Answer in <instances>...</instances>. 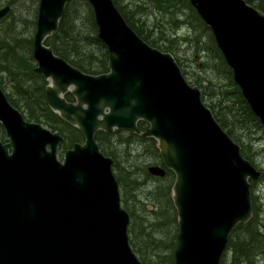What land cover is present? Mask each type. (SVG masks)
<instances>
[{
	"label": "water",
	"instance_id": "obj_1",
	"mask_svg": "<svg viewBox=\"0 0 264 264\" xmlns=\"http://www.w3.org/2000/svg\"><path fill=\"white\" fill-rule=\"evenodd\" d=\"M66 1L37 0L31 55L46 105L82 140L57 158L59 131L26 119L0 87V264H142L128 242L112 158L93 137L122 127L154 138L161 165L148 164V173L173 174L172 264H220L230 230L251 215L249 186L262 171L172 54L142 39L112 0H87L106 48L105 71H83L54 53L44 38ZM187 1L264 128V12L245 0ZM7 9L0 7V17Z\"/></svg>",
	"mask_w": 264,
	"mask_h": 264
},
{
	"label": "trees",
	"instance_id": "obj_2",
	"mask_svg": "<svg viewBox=\"0 0 264 264\" xmlns=\"http://www.w3.org/2000/svg\"><path fill=\"white\" fill-rule=\"evenodd\" d=\"M112 1L127 24L142 39L163 50L171 46L172 40L168 37L169 34L175 32L176 28L183 23L182 19H178L182 15V11L185 9L190 11L193 16L190 19L194 23L195 36L190 46V49L194 51L192 58L194 56L195 59L197 53H201L205 49L204 47L211 48L213 53L212 62L206 63V67H209L208 74L204 78L207 85L202 83L198 85L201 98L210 108L219 125L238 143L242 155L248 158L245 144L251 141L255 127H259L261 124L252 114L233 82L230 69L216 47L209 28L198 17L189 2L187 0ZM245 1L252 2L254 7L264 12V0ZM2 4H9L10 8L0 17V87L3 90L6 80H8L12 88L11 93L4 91L8 101L18 108L26 119L38 121L50 129H57L62 135L61 142L66 140L70 146L73 141H79L82 134L76 127L68 124L49 109L43 90L45 80L33 70L34 61L31 56V47L37 0H0V5ZM200 27H203V32ZM44 42L51 46L53 52L83 71L98 73L106 70V48L96 36V23L92 8L87 0H67L56 28L45 38ZM196 64L200 67L204 66L200 62ZM2 73L7 78L4 81ZM206 87H209L207 91ZM65 96L69 98L68 93H65ZM2 135L3 131L0 126V138ZM93 137L99 149L104 154L110 155L113 160L112 171L118 185L122 188L119 201L129 216L127 234L131 248L142 264H172V238L166 244L160 239L154 238L155 235L151 232L144 242L146 254H142L135 244L133 226L136 224L137 218L126 204L125 182L114 169L117 155L113 147L116 143L122 145L128 143V133L119 129L111 132H103L98 129L93 133ZM114 137L115 139H113ZM148 147L145 153H148L151 158L155 157L154 146L150 144ZM143 156L138 152L135 155V158H140L141 165L148 160H143ZM249 161L251 162L250 159ZM252 164L255 166L254 163ZM142 171L146 172L145 169ZM165 176L169 177V181L162 185L161 190L167 191L170 198V188L168 192L170 176L169 174ZM135 178L131 177V180H134L133 186L139 183ZM168 201L170 202L171 199ZM255 211L256 205L252 201L250 218L245 222H237L230 230L220 257V264H264V232L260 230V222L255 219L257 213ZM139 223L142 224L143 220H140ZM175 231L172 237H174Z\"/></svg>",
	"mask_w": 264,
	"mask_h": 264
},
{
	"label": "rangeland",
	"instance_id": "obj_3",
	"mask_svg": "<svg viewBox=\"0 0 264 264\" xmlns=\"http://www.w3.org/2000/svg\"><path fill=\"white\" fill-rule=\"evenodd\" d=\"M125 1L127 0H122V2ZM250 3L251 5L253 4L252 2ZM190 15L191 13L188 9L182 11V15L178 19H182L183 23L180 27L176 28L175 32L173 31V33L169 34L168 37L171 38L172 42L171 46L165 50L172 54L187 82L199 87L198 85L200 83L207 85V81L204 78L208 74L209 67H206V63L212 62L213 53L211 48L204 47L205 49L201 53H197L195 59L192 58L194 51L190 49V46L195 36L194 23L190 19L193 16ZM198 28L199 26L196 28L197 31ZM200 30L203 32V27H200ZM184 38L189 40L186 41ZM197 62L203 63L204 66L200 67V65L196 64ZM1 76L3 81L7 79L5 74L2 73ZM208 88L206 87V91ZM3 91L7 93L12 92L8 80H6ZM0 139L4 140L5 138L2 135ZM81 140L82 136L79 141ZM250 140V142L245 144L248 158L255 164L256 168L262 170V173L251 181L249 195L251 202L253 201L256 205L255 212L257 213L255 219L258 220L257 222H260V230L264 232V128L261 125L255 127V131ZM65 146H68L66 140L58 144V149L56 150L57 158H61L63 149L66 148ZM113 148L117 155V162L114 169L125 182L126 204L137 218L136 224L133 226L134 241L140 252L146 254L144 242H146L151 232L154 233V238L160 239L166 244L169 243L171 238H174L172 235L176 227L175 209L172 203L170 204L171 201H168L170 199L168 197L169 193L161 190L162 185L166 181H169V177H149V174H145L142 170H144L146 161L141 165L140 158H135L133 155L139 152L137 148L129 149L120 143H116ZM139 153L142 155L143 152ZM143 157V160L151 159V156L147 153ZM135 173H137L136 178L134 176ZM131 177L137 179V182L139 181L138 185L133 186L134 180H131ZM121 189V186L118 185L120 199ZM140 220H143L142 224L139 223Z\"/></svg>",
	"mask_w": 264,
	"mask_h": 264
},
{
	"label": "flooded vegetation",
	"instance_id": "obj_4",
	"mask_svg": "<svg viewBox=\"0 0 264 264\" xmlns=\"http://www.w3.org/2000/svg\"><path fill=\"white\" fill-rule=\"evenodd\" d=\"M3 5H5V4H2V5H0V7L1 6H3ZM8 5V9H7V11L9 10V8H10V6H9V4H7ZM36 10H37V7H36ZM6 11V12H7ZM2 17V16H1ZM58 22V21H57ZM35 26V25H34ZM34 31V30H33ZM50 35V34H49ZM47 37V36H46ZM45 37V38H46ZM45 38H44V40H45ZM45 43V42H44ZM47 44V43H46ZM53 51V50H52ZM55 53V52H54ZM32 56V55H31ZM60 56V55H59ZM33 58V57H32ZM63 58V57H62ZM193 58H194V56H193ZM66 60V59H65ZM33 61H34V59H33ZM34 63H35V61H34ZM65 93H68V92H65ZM65 93H64V97L66 98V96H65ZM69 94V93H68ZM66 99H68V100H72V96L69 94V98H66ZM54 112V111H53ZM136 125H137V127H138V129L139 130H142V129H144L145 127H146V122L145 121H143V120H141V119H138L137 121H136ZM113 130H115V129H113ZM113 130H111V131H113ZM119 130H121V131H123V132H125V133H128V135H129V142L128 143H126L125 144V146L127 147V148H137V150H139V152H143L142 153V155H144L145 154V151L149 148L148 147V145H153L154 146V148L156 149V156L155 157H153V158H151V159H148V160H146V162H145V167H144V169L146 170V166L148 165V164H159V165H161V159H160V156H159V154H158V150H157V148H156V146H155V142H154V140H153V138L151 137V136H143V135H141V134H139V133H137V132H134V131H130L128 128H125V127H122V128H119ZM111 131H109V132H111ZM128 139V138H127ZM62 140V139H61ZM61 140L58 142V144L61 142ZM58 144H57V147H58ZM58 149V148H57ZM65 149V148H64ZM63 149V150H64ZM138 152V153H139ZM141 154V153H140ZM148 154V153H147ZM108 155V154H107ZM134 156L136 155V153H134L133 154ZM110 156V155H109ZM111 157V156H110ZM112 162H113V160H112ZM111 167H112V164H111ZM145 174H149L148 176L149 177H152V176H157V175H153V174H150V173H148V171L146 170V172H145ZM167 174H169V176H170V182H169V184H168V192H169V188H170V184H171V181H172V178H173V174H172V172L169 170V169H165V171H164V173H163V175H161V176H158V177H164L165 175H167Z\"/></svg>",
	"mask_w": 264,
	"mask_h": 264
}]
</instances>
